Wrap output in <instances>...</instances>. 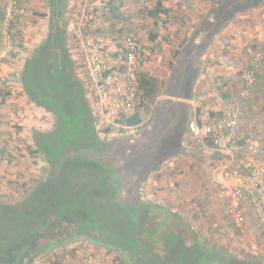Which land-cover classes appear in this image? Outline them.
<instances>
[{
    "label": "trees",
    "instance_id": "16d2710c",
    "mask_svg": "<svg viewBox=\"0 0 264 264\" xmlns=\"http://www.w3.org/2000/svg\"><path fill=\"white\" fill-rule=\"evenodd\" d=\"M112 1L108 5L118 12L120 6ZM64 2L50 4L48 34L26 57L19 75L22 95L51 114L54 124L49 131L33 132L32 153L46 162L47 176L34 182L20 201L7 203L0 198V264H34L44 256L51 258L50 264H68L60 250L77 242L105 249L120 264H173L177 260L205 264L208 259L230 264L229 256L199 246L197 241L183 249L179 214L171 209L124 198V181L112 157L114 140L108 136L115 128L98 127L100 114L94 111L85 81L88 73L85 65H77L69 43ZM155 11L149 13L158 17L165 12L161 0ZM90 17L91 13L85 12L84 23ZM82 32L85 37L86 32ZM157 37V33H151L152 40ZM79 67L83 69L81 75ZM139 87V109L118 120L125 127L119 128L124 134L143 125L158 97L160 88L154 79L141 75ZM2 94L0 104L8 96ZM94 97L98 103L96 93ZM126 137L133 140L132 135ZM205 144L216 148L212 139ZM215 152L218 166L228 162V155ZM233 156L239 166V155ZM181 254L184 256L180 259ZM259 261L256 256L252 262Z\"/></svg>",
    "mask_w": 264,
    "mask_h": 264
},
{
    "label": "rangeland",
    "instance_id": "374dc122",
    "mask_svg": "<svg viewBox=\"0 0 264 264\" xmlns=\"http://www.w3.org/2000/svg\"><path fill=\"white\" fill-rule=\"evenodd\" d=\"M109 1L73 0L71 12L74 15L75 29L70 40L73 50L77 51L76 47L78 46L81 49V39L78 34L81 32L83 36L82 30L86 32V36H83L84 39L104 38L107 46L111 47L116 43L122 45L126 36L141 28L145 49V62L141 74L146 72L145 67L151 55L149 51L153 54H160L161 58L168 56L167 49L170 50V53L176 51L175 48L166 47L163 41H157L159 36L161 37L162 28L164 32L173 34V31L169 32L165 26L171 20L162 16L153 20L148 15L149 12L155 11L158 0H150L151 8L144 7V0H113L115 6H120L118 12L115 13L108 5ZM214 1L223 2V0ZM233 1L235 6L230 11L233 15L232 21L227 24L224 33L219 37L221 42L212 48L211 55L208 56V63L212 67L211 71L213 69L221 74L217 76V83L212 81L214 78L212 76L209 80L211 86L208 85V89L206 88V91L215 94L214 102L218 101L216 100L218 97L220 99L222 93L229 94L230 104L225 111L209 108L200 116L202 120L207 117L210 121L215 120L236 105L243 92V74L252 55L259 48H264V0ZM177 2L178 0H168L164 6L167 7L170 4L173 9L178 6ZM203 2L207 4L209 0H203ZM21 3L26 9L27 16L19 17L20 19L15 20L12 25V41L15 45H20L27 40L25 35L23 36L22 29L19 28L21 25L24 27V24L27 23V27L37 29V18L33 19L31 16L35 9L33 5H30V0H21ZM4 9L5 2L3 16ZM87 11L91 13V17L87 23H84V14ZM153 32L158 34L155 40L151 39ZM168 34L166 36L169 37ZM165 50L166 54H164ZM80 63L78 66H81ZM225 75L228 77L227 81H225ZM85 81L89 92L92 93L94 84L89 77H85ZM95 93H92L93 98H95ZM140 101L141 96L138 97L137 109H139ZM213 101L211 104L214 103ZM91 103L95 106L96 102L92 99ZM32 108L27 107L26 110L27 115L32 116V120L30 121L28 118L25 124L28 134L20 136L23 128L21 116L17 115V118L13 119L16 122L11 124L13 132H6V121L3 116L2 104H0L2 117L0 198L7 203L20 201L34 182L47 176L46 162L40 156L32 153L34 141L31 133L34 130L49 131L53 127L54 119L51 114L45 113L35 105H32ZM29 127L32 128V131ZM98 127L106 128L100 123H98ZM108 136L111 138L110 140H116L123 136V141H125L124 139L129 135H124L119 128H115ZM189 136L186 153L183 155L182 152V157L179 155L180 159L172 160L171 165L167 163L150 175L140 195L141 201L160 204L179 214V232L183 233L179 235L184 239L181 242L183 249L188 247L187 245H193L194 238H198L202 243L231 257L234 264H254L252 261L256 256L262 264L261 261H264V233L257 230L254 224L248 225L249 229L253 231L250 234L242 232L236 227L227 214L226 202L221 197L219 188L214 185L212 180V172L220 164V160L216 158L215 150H209L211 147L209 149L202 147L200 141L193 139L190 132ZM226 150H229L235 157L239 155V165L250 164L264 167V69L259 75L258 83L246 105L241 127L235 137L226 144ZM145 186L147 187L145 188ZM199 246H201L200 243ZM64 250H60V252L66 256V262L71 256L69 259L71 264H120L119 262H121L116 260L114 254L91 248L84 242L74 243ZM183 256L181 254L180 259ZM50 260V257L44 256L34 264H50ZM186 262L179 263L177 260L174 263L187 264Z\"/></svg>",
    "mask_w": 264,
    "mask_h": 264
},
{
    "label": "crops",
    "instance_id": "0c3cea01",
    "mask_svg": "<svg viewBox=\"0 0 264 264\" xmlns=\"http://www.w3.org/2000/svg\"><path fill=\"white\" fill-rule=\"evenodd\" d=\"M53 1L54 4H58V2H64V0H30V5H33L35 9L34 12L31 13V16H33V19L37 18V29L34 30V28L30 26L27 27V23L24 24V27L21 25L19 28L22 29L23 36L25 35L27 40L20 43V45L13 44L14 52L0 62V95L2 93L6 95L8 94L6 100L2 101L3 116L6 121L5 127L7 128L6 132H13V127L11 124L16 123L13 121V119L17 118V115H19L21 116L22 120L21 125H23L19 135L21 136L22 134H28L25 124L28 121V118L30 121L32 120V116L30 114L27 115L26 110L27 107L33 109L32 105L34 104L31 103L25 95H22V87L19 82V75L22 71L26 57L46 38L48 34L50 23V4ZM161 1L162 9L165 10V12H162L160 16L171 20L168 21L167 25L165 26L169 32L173 31V34L170 35L164 32V29L162 28L163 31L161 37L159 36L157 41H163L166 47H171V49L175 48L176 51L172 50L173 52L170 53V50L166 48L168 56L166 55L164 58H161L160 54H153L151 51H149L151 55L145 67L146 72L144 74H140V77L141 75H145V78L154 79L157 82V88H160L158 97L156 102L151 107L148 118L143 123V125L132 128L127 132V134H123H132L133 140L135 142V136L140 132L141 129H144L148 126L150 131V121L152 119L165 114H169L171 116L173 115L174 117L183 120V126H185V133L182 138V149L180 154L177 155L182 157V152L184 155L188 150L187 143L190 137V123L194 120H197L199 123L208 124V120H210L208 117L204 120L200 118L204 111L209 110L211 107L216 111H225L226 107L230 104L228 101L230 99L229 94L225 92L222 93L220 99H218V97L216 99L218 101L215 100L216 102H214L213 96L215 94L213 95L211 91V93L206 91V88L208 85L211 86L209 80L212 76H214L212 81L216 82L218 80L217 76L221 74H218V71L213 69L211 71L212 67H210L208 63V56L211 55L212 48L221 42L219 41V37L224 33V30L228 26L227 24L231 23L230 21H232L233 15L230 11L232 8H234L235 4L233 3V0H223V2L209 0L207 4H205L203 0H178V6L171 9L172 6L170 4H168L167 7L164 6L168 0ZM4 2L5 0H0V21L3 18ZM64 3H66L64 10L65 18L68 22L70 43L72 34L74 33L73 30L75 29L73 22L74 15L71 12L73 0H65ZM148 15L152 17L153 20L154 18H157L155 17L154 13H148ZM166 34L170 36L168 37ZM78 36L81 39V49L80 46H78L76 47L77 51L74 49L76 52L73 50V53L77 65H79L78 63H80L81 60L80 65L82 66L85 65V56L82 49V41L84 37L82 36L81 32L78 34ZM126 38L127 36L125 39ZM123 45L124 44L119 45L116 43L111 47L110 45L108 46V48L112 50L113 57L116 60L119 55V50L122 49ZM164 54H166V50ZM78 72L81 75L83 69L79 67ZM225 76V81H227L228 77L227 75ZM89 99L90 102H92L91 92H89ZM212 101L214 103L211 104ZM94 111L95 113L97 112L100 114L97 102L94 106ZM30 131H32V128H30ZM31 135L33 136V133H31ZM136 137L138 138V136ZM177 156L168 161V165H171L172 160L181 158L180 156ZM164 165H162V167ZM146 187L147 186H145V188ZM196 241L199 242L202 247L221 252L217 249H214V247H210L202 243L198 238H194L195 245ZM88 246L95 249H101V251H106L105 249L95 247L92 244H88ZM70 257L71 256H69V259ZM69 259L68 263L70 264L71 261ZM210 261L211 259H208V263L205 264H224L218 260H214L213 262ZM229 262L230 264H234L232 258L229 259ZM261 262L264 264V261ZM258 264L261 263L259 262Z\"/></svg>",
    "mask_w": 264,
    "mask_h": 264
},
{
    "label": "built area",
    "instance_id": "2783aa9c",
    "mask_svg": "<svg viewBox=\"0 0 264 264\" xmlns=\"http://www.w3.org/2000/svg\"><path fill=\"white\" fill-rule=\"evenodd\" d=\"M144 7L151 8V1L144 0ZM27 16L21 0H5L4 16L0 22V62L14 50L12 25L18 17ZM119 50L117 60L104 38L83 39L85 69L94 84L102 126L125 128L118 120L133 115L137 109L140 92L139 80L145 62L143 32L141 28L130 33ZM264 69V48L252 55L243 74V92L234 107L208 124L194 120L189 125L190 134L209 147L205 141L212 139L215 149L230 158L214 168L212 179L226 202L227 214L242 232L252 233L249 224L264 233V167L243 164L236 166L235 158L226 144L241 127L245 108L252 91ZM2 117L0 111V134Z\"/></svg>",
    "mask_w": 264,
    "mask_h": 264
},
{
    "label": "flooded vegetation",
    "instance_id": "af4514ba",
    "mask_svg": "<svg viewBox=\"0 0 264 264\" xmlns=\"http://www.w3.org/2000/svg\"><path fill=\"white\" fill-rule=\"evenodd\" d=\"M150 125V131L147 126L136 134L135 142L129 138L123 142V137H118L111 145L112 157L117 160L124 181L125 196L136 204L141 203L146 175L149 177L158 165L180 154L185 133L183 120L169 114L155 117Z\"/></svg>",
    "mask_w": 264,
    "mask_h": 264
}]
</instances>
